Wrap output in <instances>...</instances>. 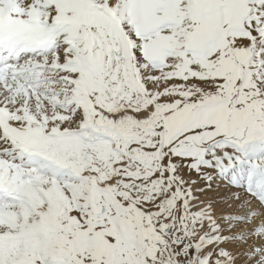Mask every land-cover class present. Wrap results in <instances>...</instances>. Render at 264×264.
Returning <instances> with one entry per match:
<instances>
[{"label": "snow or ice", "instance_id": "obj_1", "mask_svg": "<svg viewBox=\"0 0 264 264\" xmlns=\"http://www.w3.org/2000/svg\"><path fill=\"white\" fill-rule=\"evenodd\" d=\"M0 264H264V0H0Z\"/></svg>", "mask_w": 264, "mask_h": 264}]
</instances>
